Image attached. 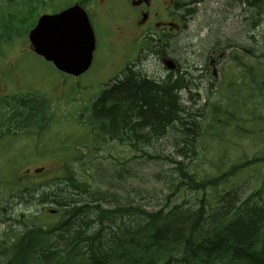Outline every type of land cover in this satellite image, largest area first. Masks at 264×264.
<instances>
[{"label":"trees","instance_id":"16d2710c","mask_svg":"<svg viewBox=\"0 0 264 264\" xmlns=\"http://www.w3.org/2000/svg\"><path fill=\"white\" fill-rule=\"evenodd\" d=\"M46 3L26 0L22 5L26 8L20 9L16 16L0 17V42L27 38L39 9ZM263 6L264 0H257V7ZM257 11V16H261ZM216 15L219 19V13ZM172 47L181 51L175 45ZM121 75V82L104 89L90 103V114L102 118L95 121L92 131L108 130L115 140L140 152L141 157L175 165L179 183L174 186L173 195L185 190L200 198L195 199L193 207L182 201L153 211L136 206L105 207L106 193L96 191L100 197H93L91 186L76 177L73 165L84 157L82 153L77 156L78 150L62 165L67 167L63 177L29 185L17 181L16 189L24 190L18 198L57 206L58 215L54 223L38 224L35 217L26 219L24 228L12 234L11 242L0 246V264H264V192L255 190L247 196L237 190H226L241 171L264 164V156L223 168L218 164L213 173L198 177L184 162L150 155L139 145L151 146L170 130V138L176 145L175 156L195 160L208 131L232 126L226 121L231 108L248 109V99L253 96L248 83L247 86L242 83L244 88L238 89L240 93H250L248 97L239 95L241 104H215L207 110L199 105L193 110V106L183 104L180 94L187 81L179 76L168 75L162 80L144 76V80L131 70ZM31 95L29 92L22 97L0 98V139L30 137L35 130L39 136L45 129L37 124L52 122L48 117L49 104L36 120L28 119ZM256 96L264 105L259 86ZM234 126L238 128L239 124ZM92 151H98L95 145ZM6 185L10 187L7 192L12 191V183ZM4 211L0 200V218Z\"/></svg>","mask_w":264,"mask_h":264},{"label":"rangeland","instance_id":"374dc122","mask_svg":"<svg viewBox=\"0 0 264 264\" xmlns=\"http://www.w3.org/2000/svg\"><path fill=\"white\" fill-rule=\"evenodd\" d=\"M24 1L26 0H0V17L4 19L8 16H16L20 9L26 8L22 6ZM39 1L47 2L39 9V16L59 13L82 2V0ZM117 2L124 3L123 0H92L87 6L90 23L98 38V47L93 52L90 69L81 76L72 77L57 71L52 64L33 52L27 38H15L11 43L0 42V98L7 95L22 97L30 92L32 95L28 100L30 109L28 119L36 120L49 107L48 117L52 118V122L37 124L38 128L45 129L39 136L36 135L35 130V135L30 137L17 135L16 139L13 137L0 139V189H3L0 193V200L5 207V211L1 213L2 218H0V246L11 242L12 234L23 229L22 214L26 219L29 216L39 215L38 224L54 223L57 219V216L50 217L46 209L40 205L26 204L15 198L11 199L10 195L14 192H7L10 187L6 183L13 184L14 178L15 183L19 178L23 181L22 175L25 174H30L32 176L28 177L41 181L63 177L67 167L62 165L73 158L78 150L77 156L79 157L82 153L84 157L80 163L73 165L76 177L91 186L93 197L98 196L96 191L106 193L105 207L118 205L135 208L136 206L153 211L166 208V206L170 208L182 201H186V204L193 207L195 199L200 198V195L185 190L173 195V188L179 183L175 165L163 163L159 159L141 157L140 152L126 145L100 144L95 146L98 149L97 152L92 151L93 143L106 142L100 130L92 131L97 124L95 121L102 120V118H95L91 115L89 105L97 99L101 89L115 86L118 80L119 82L123 80L120 76L123 71L131 69L126 63L123 67L117 62L119 60L118 48L112 44L113 39L117 40L113 37L114 26L122 24L118 12L114 13L117 20L111 22V3ZM236 4L235 0H227L224 12L219 11V19L223 21L222 17L225 14L231 18V22H235ZM124 6L127 9L125 3ZM216 10L218 8L214 0H204L198 13L187 24L185 33L173 41L172 45L181 50L185 47L190 48L191 45L195 48V44L200 42L201 35L204 36L206 29L203 34L202 29L207 23L213 24L210 26L213 35L208 37L211 41L218 39L222 32L227 35L231 34L234 39L243 40L246 33L243 34L237 30L243 26V22L241 27L238 23L230 27L225 26L223 22L217 23L219 19ZM123 26L129 28L127 23ZM127 33L130 32H125L124 38ZM252 39L259 56L264 55L262 54L264 53V27L260 25L256 28ZM195 50H200V47L197 46ZM133 53L134 51L130 52V54ZM244 53L248 55L247 51ZM260 60L262 64L263 59ZM138 61L140 64L137 65L139 66L137 69L144 75L153 76L155 71L160 75L166 72L160 65H155L151 61L144 62L142 57ZM252 62L254 68L257 67L258 56L255 60L246 58L244 64ZM232 69L231 64L226 63V73ZM241 71L242 68L236 66L234 79L230 80L236 82L244 80L250 83L251 78H247ZM144 75L140 74L137 78L144 79ZM105 81L108 82L103 85ZM221 81L220 77L218 81L209 83L212 87H208L207 91L215 88L209 96V102L212 104L222 106L234 102L241 104V99H238L239 95L248 97L250 94L247 91L241 93L238 91L244 88L242 84L236 87H226L223 83L221 84ZM258 86L264 96V67L256 71V78L250 83L254 97L248 99V108L252 102H254V107L238 111L231 108L230 111L235 116V120L228 119L227 121L231 122L232 126L221 128L216 132L208 131L202 139L200 153L193 161L175 156L176 145L173 138H170V130L166 131L163 139L153 143L154 145L147 146L143 143L139 145L143 146L145 153L150 155L168 156L175 161L184 162L187 169L198 177L213 173L218 164H221L223 168L232 163H242L245 159L264 156V121L261 120L264 117V107L262 100L255 97ZM220 87V91H217ZM190 92L186 94L185 91H181L184 94L183 104L189 107L193 103H195L194 106L199 105L202 100L201 96H190L195 95L197 90L192 88ZM256 116H261L257 122L255 121ZM236 121H240V128L234 126ZM129 134L135 136L133 133ZM153 137L159 139L160 135ZM231 188H237L247 196L255 190L264 192V164L241 171L232 181Z\"/></svg>","mask_w":264,"mask_h":264},{"label":"flooded vegetation","instance_id":"af4514ba","mask_svg":"<svg viewBox=\"0 0 264 264\" xmlns=\"http://www.w3.org/2000/svg\"><path fill=\"white\" fill-rule=\"evenodd\" d=\"M127 6V16L129 20L126 22L129 24V28L116 27L114 36L117 40L113 39L112 44L118 48L119 60L124 67L125 63L127 67L131 68L137 74L144 75L137 69V65L140 64L138 60L142 57L144 62L151 61L155 65H160L165 69V73L160 75L155 71L156 76H148L155 80H162L173 75L183 78L186 83V88L183 89L186 93L190 92L192 88L197 90L195 95L191 97H200L203 101L199 103L206 105L207 89L212 87L211 81H218L221 77L224 81L225 77H231L234 75L235 67L225 73L224 66L226 61L229 63H235L240 66L239 58L241 53L247 51L252 55L255 51V43L252 39L254 30L260 25L264 27V6L262 8L257 7V0H235L236 1V20L231 22V18L223 14V24L227 27L236 26L237 23L241 28H237L246 36L243 40L234 39L231 34L227 35L222 32L218 39L211 41L208 37L212 34L210 26L211 23H207L202 29V37L200 42L195 44V48L191 45L190 48L180 49L177 52L172 47V42L185 33L187 24L195 17L204 3V0H123ZM227 0H214L218 10L215 12H224V7ZM84 6V5H83ZM87 12V7L84 6ZM257 9L262 13L261 16H257ZM256 15V16H255ZM258 21L259 26H256ZM248 30H247V29ZM94 31V29H93ZM130 32L126 34L125 32ZM95 35V50L98 47V38ZM213 35V34H212ZM197 46L200 50H195ZM134 51L133 54H130ZM179 54V55H174ZM168 64H172L168 67ZM251 70V65L249 66ZM251 74V73H249ZM122 79V75H121ZM108 81H105V85ZM119 80L117 81V83ZM115 85H117L115 83ZM110 87V86H109ZM104 90L101 89V92ZM191 93V92H190ZM188 100V98H187ZM194 101V100H193ZM197 105L196 108L199 107ZM201 105V106H204ZM194 108L191 104L190 107ZM106 143L117 144L115 137L108 132V130L102 133Z\"/></svg>","mask_w":264,"mask_h":264},{"label":"water","instance_id":"95a60500","mask_svg":"<svg viewBox=\"0 0 264 264\" xmlns=\"http://www.w3.org/2000/svg\"><path fill=\"white\" fill-rule=\"evenodd\" d=\"M33 52L66 75L78 77L91 66L95 38L84 11L72 6L39 17L28 33Z\"/></svg>","mask_w":264,"mask_h":264},{"label":"bare ground","instance_id":"6f19581e","mask_svg":"<svg viewBox=\"0 0 264 264\" xmlns=\"http://www.w3.org/2000/svg\"><path fill=\"white\" fill-rule=\"evenodd\" d=\"M76 5H78L84 12H86V9L84 8L82 2L80 4H76Z\"/></svg>","mask_w":264,"mask_h":264}]
</instances>
